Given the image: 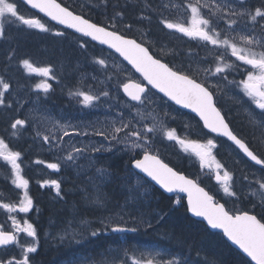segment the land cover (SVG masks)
I'll return each mask as SVG.
<instances>
[{"label":"snow or ice","instance_id":"6c2138e0","mask_svg":"<svg viewBox=\"0 0 264 264\" xmlns=\"http://www.w3.org/2000/svg\"><path fill=\"white\" fill-rule=\"evenodd\" d=\"M25 2L32 9H37L52 21H56L57 24L64 25L68 29H74L83 37H91L93 41H98L100 44L113 49L136 72L140 73L151 89L162 93L167 101L174 102L175 105L184 109H190L203 122V128L207 129L208 133L216 134V137L226 138L248 160L262 166V170H264V24L260 23V21H264V0H261L260 7L255 8V10L244 7L246 0H204V2L196 0L195 3L186 4V9L191 12L186 21H161L167 29H174L191 39L198 40L205 47L211 46L208 48V54L213 58L215 66L210 65L207 68L198 66L196 69L192 68L191 61L185 68L183 64L170 66L161 58H157L154 51L150 50V48L155 47V42L146 39V32H142L141 41L138 42L136 39L128 38L120 30H111L116 28L117 18H123V12H114L108 18L107 24H102L94 23L90 19L84 18L83 15L75 14L74 11L58 3L57 0H25ZM102 2L106 4L107 0H102ZM141 16L143 17V13ZM5 22L8 24L19 22L44 32L52 31L40 19L26 18L21 15L15 0H0V35H3ZM124 27L126 30L131 29V25ZM54 34L56 36L65 35L63 31H55ZM146 44L149 46H145ZM79 47L86 48L87 42L82 41ZM189 54H191V50H189ZM160 55L163 56L164 53L161 52ZM208 58V56L202 58L201 62H208ZM95 62L102 66L106 65V60L102 58H96ZM22 64L29 72L38 73L45 78L35 87L47 93L51 88L47 79H55V76L52 75V68L50 66L37 68L28 59H24ZM201 73H203L202 78L200 77ZM229 75H240L242 78L229 80ZM220 80L225 82V87L237 89L243 97H246L260 110L258 114H251V125L254 129L260 130L259 138L254 135L251 143L230 127L226 116L222 114V109L217 107L216 96L221 93L222 89L220 83L214 81ZM120 87L130 98L123 105L121 111L110 119L105 118L99 127L88 124L84 125L85 129L91 127L92 134L103 137L109 145H123L125 149L133 150V156L140 157L132 160L134 169L145 173L147 177H150L167 192L186 193L189 212L194 216L203 217L211 228L222 229L228 240L238 245L255 264H264V176H260L254 181L258 185V189L253 192V195L258 193L259 203L244 210L227 208L225 204L219 203L213 195L205 191L197 181L189 179L180 171L174 170L160 158L158 152L154 154L152 151L157 134L162 132L169 141L178 143L184 152L194 153L200 161L201 168L214 169L216 172L215 179L222 186L223 192L229 197H237V192L233 190V173L225 169L213 154V150L218 148L216 139L210 136L201 143L181 138L176 129L164 126L163 119L168 116L167 112L161 116L157 108L149 110L145 105L146 99L149 105L155 103L148 97L150 91L148 87L143 83L132 82L123 83ZM9 88L10 85L0 79V104L3 103V97ZM70 95L78 99L84 107H95L100 96L109 97L110 94L105 91L97 96L91 92L77 91L70 93ZM132 102H137L139 106L134 108L135 114L130 113L126 120L124 109L133 108ZM112 107L109 105V110ZM41 119L46 118L42 117ZM24 124L25 120L17 119L11 124V127L16 130L18 126ZM57 132L63 134L57 135ZM15 134L14 131L13 135ZM72 134L87 135V132L80 133L79 126L60 124L56 121L49 134L44 135L40 131L36 133L37 137H43L44 143H48L52 147H59L60 150H63L62 142L65 137ZM88 147L89 145L83 148L71 146V151L62 159L68 164L75 163L77 157L81 156ZM112 150L111 147L105 149L103 145L92 147L93 152ZM20 157V152L12 151L9 144L4 139H0V159L11 165L12 171L15 173L13 183L16 187L25 190L18 210L20 213H28L33 207V200L28 193L29 182L20 174L21 167L18 163ZM37 163L43 164L44 161L38 160ZM60 167L59 163L47 164V168L52 170H59ZM221 170H223V175L220 174ZM97 172L102 177L107 175V170L103 168L97 169ZM253 175L255 176V173ZM243 179L248 181L250 185L253 183V181H249L248 175H244ZM47 184L54 186L59 195L61 186L58 181L45 180L41 186ZM133 191L136 192L135 196L131 194ZM149 197L150 193L143 188V184L138 180L134 188H129V195L124 204L118 205V211L101 218L99 221L101 227L94 229L90 235L95 237L102 230H110L113 233L136 232L140 225L151 228L152 223L149 219H145V213L139 207L136 214H133L132 211H125L130 202H139L141 207L143 204H150ZM105 202L106 198L102 195H97L94 200L95 204L102 207ZM0 206L10 212L15 210L10 204ZM257 208H259V212L256 211ZM161 212L162 210L154 213V216L157 217V224L164 219ZM125 216L128 217L127 220ZM129 222L137 225V227L128 228L126 225ZM12 223L14 231L6 232L0 229V245L18 244L22 259H0V264H31L29 254L36 253L37 246L35 243L28 246L19 244L18 235L25 233L27 237L35 241L38 235L37 229L27 219L21 225L13 216ZM81 223L90 226L86 221ZM77 235L80 234L69 233L66 229L60 237V242L63 243L65 239L79 242L76 240ZM164 255L171 258L165 260L163 259ZM129 261L131 264H189L186 258L178 259L172 253H162L151 249L143 250L136 247L131 249V254L129 249H123L120 264H129ZM99 264H117V261L115 259L108 261L105 258Z\"/></svg>","mask_w":264,"mask_h":264},{"label":"trees","instance_id":"16d2710c","mask_svg":"<svg viewBox=\"0 0 264 264\" xmlns=\"http://www.w3.org/2000/svg\"><path fill=\"white\" fill-rule=\"evenodd\" d=\"M58 1L75 13L83 15L85 18L96 23L107 24L108 18H110L114 12H123V18H117L119 26L113 30H120L127 37L130 36L140 42L141 39L134 35L132 31L120 28V26L121 24H130L135 27H147L150 30V35L153 37L154 42L158 44L166 43L168 49H171V47H174V50L187 51L189 49V45L186 48L181 47V43L184 42L183 39H172L168 29L161 23V19H167V17L163 16L160 13V9L155 7L158 0H107V4L103 3L102 0ZM15 2L18 5V10L21 15H26V18L35 17L44 20L41 16L28 9L19 0H15ZM80 4H83V7H79L78 5ZM260 5L261 0H246L244 7L255 9L256 7H260ZM142 13L143 17L141 16ZM168 20H170L169 17ZM44 21H47L46 23L52 31L44 32L36 28L26 27L18 22L14 24L5 22L3 35H0V79L10 86L12 85L13 88L16 86L26 88L27 85L36 81H33V76L26 74V69L22 64L24 59H28L37 68L50 66L53 70L52 75L55 76V79H49L47 81V83L51 85L48 97L50 100L57 102V105L63 107L66 111L71 107L74 101H79L73 98L70 93H73L79 88L84 89L85 84L82 83H84L87 78L83 76L91 71V61L96 57H106V55L111 54V52L103 49L96 43H92L84 37H80L72 31H67L59 26L51 25L52 23H49L48 20ZM260 23L264 24V21H260ZM55 31H63L65 35L56 36L54 34ZM82 41L87 42V47L84 49L79 47ZM146 46L149 45L146 44ZM150 50L154 51L157 58H161L163 62L169 63L170 66L173 65V61L171 60H177L175 58L173 59L172 55L170 56L166 53L161 56L160 53L163 51L158 48L157 50H155V48H150ZM196 54L199 55V52L196 51ZM101 74L103 77L106 76L109 81L111 79V85H113L117 91H121L120 85L130 80L122 75L116 74L109 66H107V69L101 71ZM131 74L137 78L133 72H131ZM241 78L240 75L228 76L229 80H239ZM87 80L88 82L90 81V79ZM98 85H96V88H100L99 90L104 89L101 85ZM221 99L220 96H216L217 106L222 109L223 105ZM171 107L174 106L171 105ZM222 112L223 115L226 116L230 127L238 135H249L248 133H244L241 129H238L223 109ZM184 113L187 114L186 112ZM196 121L199 123L197 119ZM249 127H245L247 129L246 132L249 131ZM256 131H258V129ZM10 132L11 129L7 119L5 116L3 119V115L0 114V139L7 140L11 150L21 151L25 162H31L30 160L34 157L32 154L34 151L33 149H29V152H27L26 142L28 143V141L18 137H10ZM159 156L177 171L183 172L187 176L194 178L203 188H206L213 194L216 200L222 201L227 208L233 210L249 209L247 201L243 198H240L241 200L237 204L228 205L227 202L216 197L213 188L216 183L213 180V176L209 173L203 172L204 174L191 175L187 172L186 166L178 165L170 159H164L160 154ZM136 157L138 156L126 153L112 155L109 163L105 166L108 169L107 175H105L102 180L95 179L93 176V185L97 186V191L106 198L103 207L94 203L96 195L93 193H90L88 197H84L83 194L80 193L74 194L73 196L75 198L71 200L70 197H72V195L65 192L66 186L61 188L59 195L57 194V196L54 197L52 192L48 191V185L41 186L42 182L45 180L43 176H41V180H39V176L34 175L32 171L34 168L32 166L30 167L29 165V167L26 168L23 173L29 182L28 192L29 195L34 198L33 207L30 211V219H32L34 227L39 231L40 235L44 233L46 218L55 221L60 219L59 216L65 212L67 216L73 214L74 216L76 215V217L87 215L91 218H98L102 213L111 214L113 211H118V205L123 204L124 198L129 195V188H134L138 180L143 184V188L150 193V204H143L141 207L139 202H130L125 211H132L133 214H136L139 207V209L145 213V219H149L152 223L151 228L140 225L136 232L118 234L112 233L110 230L107 231L108 233H106V231H101L95 237L87 235V237L79 240L76 244L70 241V243L66 245H57L55 248L45 244V250H43L44 242L41 241V250L29 254L31 264H77L78 257H84L86 261L95 264H99V262L105 258L108 261L115 259L117 264H120V257L123 256V249H129L131 254V249L133 247L147 250L150 248H161L162 246L168 249L172 254H176L178 259L182 260L186 258L189 264H252L247 257L242 255L233 246H230L221 233L213 232L201 221L194 220L189 213H187L186 202L183 196L166 195L161 190H158L148 179L143 178L138 172L133 170L130 164ZM3 176L6 179L0 180L3 182V185L0 186V190L5 192V195H0L2 205L9 203L15 205V201L19 199V195L11 191L13 185L10 183V175L6 174ZM7 189L15 194V198L9 197L7 193L9 191H5ZM131 194L135 196L136 192L133 191ZM41 197L47 201L53 197L55 200L56 197H59L58 204H60L61 207L54 206L53 210H51L49 206L46 208L44 204L41 203ZM161 210V215L164 216V219L157 224V217L154 216V213ZM9 219L10 214H7V209L0 206V224L3 226L4 230H8V227H11V220ZM125 219L127 220L128 217L125 216ZM60 226H62V224H60ZM126 226L128 228L137 227V225L131 222ZM21 243L26 244L23 239L19 240V244ZM18 247L4 252L0 251V259H20L21 250ZM129 264H131L130 261Z\"/></svg>","mask_w":264,"mask_h":264},{"label":"rangeland","instance_id":"374dc122","mask_svg":"<svg viewBox=\"0 0 264 264\" xmlns=\"http://www.w3.org/2000/svg\"><path fill=\"white\" fill-rule=\"evenodd\" d=\"M189 2L195 3L196 0H158L157 5L155 7L160 9V13L163 16L167 17V19L164 18L165 20H168L169 17L170 19L169 21L182 22V21H186V19L191 15L190 10L186 9V4ZM201 2H204V0H201ZM78 6L83 7V4H80ZM41 22L44 23V20H41ZM44 24L46 25V27L49 28V25L46 24V22ZM117 26H119L118 21L116 23V27ZM124 26H125L124 24H121L120 28L125 29ZM134 28H136L137 30H135ZM38 30L41 31L40 29ZM130 31H132L133 34L136 35L139 39L142 38L141 35L142 32H146L147 33L146 39L154 42L153 37L150 35V30L147 27L131 26ZM168 31L172 39L181 38L184 40V42L181 43V47L186 48L189 45L188 48L191 50V54H189V49L187 51L174 50L173 49L174 47L168 49L166 43L158 44L157 42H155V47H154L155 50H157L158 48L159 50L163 51L164 54L166 53L170 56L173 54L172 58L177 59V60H171L173 61V64L179 66L183 63L184 67L187 68L189 62L191 61L193 69H196L198 66L200 68H207L210 65L212 67L215 66V62L213 58L208 54V48L211 46L205 47L203 46L202 42L191 39L185 36L183 33H180L174 29H168ZM196 51L199 52V55L196 54ZM206 56L209 57L208 62H201L202 58ZM96 58L105 59L106 65L102 66L96 63L95 59L91 61L90 63V65H92L90 71L91 73L90 72L86 73V75L83 76L84 78L90 77L89 78L90 82L88 83L86 79V81L84 82L85 84L84 89L79 88L74 91V92L77 91L91 92V94L97 96H100V94L105 91L109 92L110 94L109 97L100 96V100L96 102L95 107H91V106L84 107L79 103V101H74L71 107L65 111L63 107H59L57 105V102L49 99L48 96L50 94V90L46 93L42 89H37L35 87L36 84L41 83L45 78L38 73L29 72L24 66L23 67L26 69V74H28L29 76H33L34 77L33 81L36 82L30 83L29 85L26 86V88H20L17 86L13 88V86L11 85L9 90L6 91L5 96L3 97V103L0 104V114L3 115V119L5 116L11 129L10 137L13 138L18 137V138H22L23 140H27L28 141V143L26 142L27 152H29V149H33L34 151V153H32L34 157L33 159L30 160L31 162L29 163L24 161L22 156L23 153L20 151L21 157L20 160L18 161L21 167L20 174L27 180L23 172L26 170L27 167H29V165L30 167L32 166L34 168L32 171L34 175L39 176V180H41V176H43L45 180L58 181L60 183L61 188H64L66 186L65 192L72 195L73 198L70 197L71 200H74L75 197L73 195L78 193L83 194L84 197H88L90 193H93L96 196L100 195V193L97 191L98 187L94 186L93 185L94 183L92 181V178L94 177L95 179L97 178L99 180H102L104 177V176L103 177L100 176V174L97 172V169L100 168L106 169L108 173V169L105 166L109 163L112 155L122 154V153L133 155V150L125 149L123 145H109V143L105 141L103 137L93 135L91 127L87 129H85L84 127V125H88V124H94L96 125V127H99L100 124L104 122L105 118L110 119L111 117L115 116L116 113L121 111L123 105L126 102H128V100L122 95L121 91H117L116 88L113 85H111V79L109 81L106 76L105 77L102 76L101 71L107 69V66H109L110 69L113 70L118 75H122L130 80L132 79L136 81H141L137 75H136L137 78L134 77L131 74V72H133L131 68H129L125 63H123V61L113 53L106 55V57H96ZM97 71L99 72V74L97 73ZM200 77L201 78L203 77V73L200 74ZM48 80L49 79H47V81ZM214 82L220 83L221 85L222 91L218 96L222 98L221 99L223 105L222 109L224 110V112H226V115L231 118L233 124L238 129H241L244 133H248L249 135L254 134L257 138H259L260 131L259 129L258 131H256L257 129L253 128V126L250 123V120H251V114L252 113L258 114L260 110L257 109L255 105L252 104L251 101H249L246 97H243L242 93H239L237 89L234 88L229 89L225 87V82L223 80L214 81ZM94 84L95 86L99 84L104 89L103 90H99L98 88L95 89ZM211 90L215 91L214 89ZM148 97L155 102L154 104L149 105L148 100L147 99L145 100V105L149 108V110H151L152 108H157L161 116H163L164 112H167L168 116L163 119L164 126L166 128L176 129L178 136H180L181 138L195 140L201 143L205 142L208 138H210L211 135L202 129L201 124L197 123L196 118L193 115L190 116L189 114H185L183 111H178V109L171 107L172 104L169 101H167V99L156 93L155 91L150 90L148 92ZM165 101H167V103H165ZM132 104H133V108L124 109V118L126 120L129 118L130 113L132 115L135 114L134 108L139 106L137 103H132ZM109 105L113 106L111 110H109ZM42 117L46 119L42 120L41 119ZM257 118H259L258 115ZM17 119L25 120V124L23 126H18V128L14 130L12 129L11 124ZM56 121H58L60 124L79 126L80 133L87 132V135L72 134L68 137H65V139L62 142L63 150H60L59 147H52L50 144L44 143L42 136L37 137L36 133L37 131H40L44 135L49 134V132L53 130V125L54 122ZM247 126L248 127L250 126L248 132H246L247 129L245 128ZM14 131L16 133L15 135H13ZM62 134H63L62 132H57V135H62ZM211 137L215 138L218 144V148L213 150V154L215 155L216 160L219 161L224 166L225 169L233 173L234 176L233 190L237 192V197H229L223 192L222 186L215 179L216 172L214 169L210 170L207 167L201 168L200 161L198 157L195 156L194 153H191L190 151L184 152L178 143H176L175 141H169L166 137L163 136L162 132L157 134L152 151L154 154L158 152V154L162 155L164 159L167 160L170 159L175 163H177L178 165L186 166L187 172H189L191 175H200L203 172L212 175L213 180L216 183L215 186H213L215 196L227 202L228 205L237 204L240 202L241 200L240 198H243L247 201L249 209L252 208L253 204L259 203L258 193L256 195H253V192L258 189V185L254 183V181L256 178L260 176H264L263 175L264 170H261V168L254 166L251 163H248V161L241 155V153L237 152L234 149V147L228 142L213 136ZM5 142L8 143L7 140H5ZM53 143H57V142H53ZM86 145H89V147L81 156L77 157L75 163L68 164L65 163V161L62 159L64 156L67 155L69 151H71V146L77 148H83ZM100 145H103L105 149L111 147L113 150L101 151V152L92 151V147H99ZM38 160H42L44 161V163L43 164L37 163ZM48 163H59L61 165L60 169H63L62 167H64L65 169L74 170L76 174L72 175L71 177L72 183L70 184L66 183L67 182L66 178L65 179L64 178L55 179L54 177L52 178L51 177L52 175H50L51 172H49V169L47 168ZM253 173H256L255 176L253 175ZM6 174L10 175V183H12L13 185L11 191L18 193L19 195V199L15 201V205L9 203L14 207L15 210L10 212L7 209V214L8 213L10 214V220H12V217L14 216L16 220L19 221L20 224L22 225L23 221L26 219V213H20L18 209L20 205V200L23 197L25 190L23 188L16 187V185L13 183L15 179V173L12 171L11 165L8 164L6 161L0 159V180L6 179L3 176ZM220 174L223 175V170H221ZM244 175H248L249 181H253L251 185L249 184L248 181H245L243 179ZM2 185L3 182L0 181V186ZM47 185H48V191L49 192L51 191L54 197L57 196L56 188L51 184H47ZM5 191H9L7 192L9 194V197L15 198L14 197L15 194L11 193L9 189ZM28 191H29V184H28ZM0 195H5V192L0 190ZM54 197L48 201L42 199L41 197L42 199L41 203H43L46 208L47 206H49L51 207V210H53L54 206H60V204H58L59 197H56V200L54 199ZM31 198L34 201V198L32 196ZM125 199L126 198H124V201ZM256 211L259 212L260 211L259 208H257ZM115 212L117 211H113V213ZM65 214L62 213L61 217H59L60 220L57 219L55 221H51L50 218H46L45 220L46 227L44 229V233L40 235L39 231H37L38 235L35 241H33L32 238L27 237L25 233H21L18 235L19 240L23 239L26 242L24 246H28L31 243H35L36 246L39 244L40 250L42 245L41 241L44 242L43 250H45L46 248L44 247L45 244L51 245L52 247L55 248L60 243V237L61 235H63L66 229L68 230L69 233L80 232L86 235H90V233L94 229L101 227L99 223L100 221L99 219L111 215V214L102 213L98 218H91L88 216H84V217L82 216L76 217L73 215L67 216V214L66 215ZM82 221L88 222L90 226L81 223ZM60 224H62V226H60ZM18 248L20 249V247ZM150 249L160 251L162 253H171L168 249L164 248L163 246L157 249L155 248H150ZM170 258L171 257L168 255L163 256V259L165 260ZM20 259H22V255ZM77 264H95V263L86 261V258L84 257H80V258L78 257Z\"/></svg>","mask_w":264,"mask_h":264},{"label":"water","instance_id":"95a60500","mask_svg":"<svg viewBox=\"0 0 264 264\" xmlns=\"http://www.w3.org/2000/svg\"><path fill=\"white\" fill-rule=\"evenodd\" d=\"M20 1L23 2V3L26 5V7H27L28 9H31L32 11H35V12L38 13L40 16H42L43 18L49 20V21H50L51 23H53L54 25H56V26H60V27L66 29V30H68V31H72L73 33H75V34H77V35L83 37L81 33H77V32H75L74 29H68V28H66L64 25H59V24H57L56 21H52L49 17L45 16L43 13H40L37 9H32L30 5L26 4L25 0H20ZM57 2L60 3L58 0H57ZM63 6H64V5H63ZM69 9H70V8H69ZM70 10H71V9H70ZM75 14H77V13H75ZM77 15H79V14H77ZM84 18H85V17H84ZM86 19H88V18H86ZM93 22H94V21H93ZM94 23H96V22H94ZM111 30H112V29H111ZM84 38L88 39L89 41H91V42H93V43L98 44L99 46L103 47L104 49L109 50L110 52H113L117 57H120L118 53H115V51H114L113 49H110L107 45L100 44L98 41H93V40L91 39V37H84ZM128 38H132V37H128ZM133 39H134V38H133ZM137 41H138V40H137ZM138 42H139V41H138ZM145 46H146V45H145ZM120 59H121L124 63H126V65H128V66L133 70V72L141 78V81H142V82H137V81H135V80H131V81H128V82H126V83H129V82H132V83H143L146 87L150 88V86L147 85V82L143 80V78H142V76L140 75V73L136 72V70H135L130 64H128L127 61H124L122 57H120ZM165 63H167V62H165ZM150 89H151V88H150ZM152 90L155 91L156 93H158L157 90H155V89H152ZM121 92H122V94H123V96H124L125 98H127L128 100H130V98H129L128 96H126V94L123 92V88H122V87H121ZM158 94H159L160 96L164 97L162 93H158ZM164 98L167 99L166 97H164ZM169 102H170L172 105H174L176 108L181 109V110H183V111H185V112H187V113H189V114L191 113L196 119L199 120V117L196 116L195 113H192L190 109H184V108H182L181 106L175 105L174 102H171V101H169ZM133 103H137V102H133ZM217 107H218V106H217ZM199 122L201 123L202 128H203V122L200 121V120H199ZM203 129H204V128H203ZM204 130H206V131L208 132L207 129H204ZM209 134H210V133H209ZM210 135H212V136H214V137L216 136V134H210ZM220 138H223V139H225V140L227 141V139L224 138V137H220ZM230 143H231V142H230ZM233 146H234V145H233ZM234 147H235V146H234ZM235 148H236V147H235ZM236 149H237V148H236ZM237 150H238V149H237ZM238 152H240V151L238 150ZM141 155H142V154H141ZM242 155H243V153H242ZM243 156H244V155H243ZM244 157H245V156H244ZM138 158H140V157H137V159H138ZM160 158H161V157H160ZM161 159H162V158H161ZM245 159H246L249 163H254V164H255V162L248 160L247 157H245ZM163 161H164V160H163ZM164 162H165V161H164ZM165 163H166V162H165ZM130 165H131V168L134 169V167H133V165H132V162H131ZM255 165H256V164H255ZM169 166H170V165H169ZM257 166L262 168V166H260V165H257ZM170 167H172V166H170ZM173 168H174V167H173ZM134 170H135L136 172H138L141 176H143L145 179H148V180H149V181H150V182H151V183H152V184H153L158 190H161V191L164 192L166 195H168V196H171V195H179V196H181V197L183 196L184 201L186 202V207H187V194H186V193L178 192V191L167 192L166 190H164L163 188H161L160 185L156 184L155 181L151 180L150 177H147L145 173L140 172V170H138V169H134ZM174 170H176V169L174 168ZM181 173H183V172H181ZM183 174L186 175L185 173H183ZM186 176H187V175H186ZM187 177H188L189 179L195 180L194 178H191V177H189V176H187ZM195 181H196V180H195ZM197 183H198V182H197ZM200 186H201V185H200ZM201 187H202V186H201ZM204 189H205V191H208L206 188H204ZM208 192H209V191H208ZM209 194L212 195L210 192H209ZM218 202H219V203H222L221 201H218ZM0 204H1V201H0ZM187 213H189V215H190L194 220L196 219V220H198V221H201L203 224H205L206 227L209 228V230H211V231H213V232H218V233L220 232V233L223 235L224 239L227 241V243H228L230 246H233V247H234L236 250H238L242 255H244L245 257H247V258L251 261L252 264H255V262L252 261L251 258L248 257L247 254L244 253L243 250L240 249V248L238 247V245H235L232 241L228 240V238L223 234V230H222V229H213V228H211L210 225L207 224V221L204 220L203 217H197V216H194V215H193L191 212H189L188 210H187ZM0 229H1V228H0ZM6 232H7V231H6ZM11 245H13V244H9V245H0V249H2V248H9V246H11Z\"/></svg>","mask_w":264,"mask_h":264},{"label":"flooded vegetation","instance_id":"af4514ba","mask_svg":"<svg viewBox=\"0 0 264 264\" xmlns=\"http://www.w3.org/2000/svg\"><path fill=\"white\" fill-rule=\"evenodd\" d=\"M240 136H242V137H245V138H247V140H248V142H252V140H253V136H254V134H250V135H240ZM223 140V139H222ZM223 141H225V140H223ZM226 142H228L229 144H231L229 141H226ZM235 149V148H234ZM236 150V149H235ZM237 151V150H236ZM252 165H255V164H253V163H251ZM63 169H59V170H50L49 169V172H51V174L50 175H52L51 177L53 178H66L67 179V182L66 183H68V184H70V183H72L71 181V177H72V175H75L76 173H75V171L74 170H72V169H65L64 167H62ZM260 168V167H259ZM261 170H262V168H261ZM69 176V177H68ZM65 183V182H64ZM79 183V182H78ZM30 211H31V209L29 210V212L28 213H26V219H28L30 222H32L33 223V221H32V219H30ZM34 225V224H33ZM3 227V226H2ZM2 229H4V228H2ZM8 229L9 230H13L14 231V229H13V223H12V220H11V227H8ZM79 234L80 235H77L76 236V240H81V239H83V238H85V237H87V235L86 234H84V233H80L79 232ZM18 242H19V237H18ZM74 244H76L77 242L76 241H72ZM68 243H70V241L69 240H67V239H65V241L63 242V243H59L58 244V246L59 245H66V244H68ZM17 248L18 247V244H15V245H13V246H11V247H9V249H12V248ZM9 249H0V251L1 252H4V251H8ZM38 250H40V245L38 244L37 245V251Z\"/></svg>","mask_w":264,"mask_h":264},{"label":"bare ground","instance_id":"6f19581e","mask_svg":"<svg viewBox=\"0 0 264 264\" xmlns=\"http://www.w3.org/2000/svg\"><path fill=\"white\" fill-rule=\"evenodd\" d=\"M88 3V2H87ZM89 4V3H88ZM107 4V3H106ZM98 8H99V6H98ZM96 12V11H95ZM106 13V12H105ZM80 15V14H79ZM109 16V15H108ZM106 18V17H105ZM163 20H164V18H162ZM162 19H161V21H162ZM47 22V21H46ZM44 23H45V21H44ZM50 23V22H49ZM47 24V23H46ZM51 25H53V24H51ZM135 30H137L136 28H134ZM65 30V29H64ZM134 30V31H135ZM70 33V32H69ZM130 37V36H129ZM135 39V38H134ZM173 55V54H172ZM182 57V56H181ZM96 59V58H95ZM186 59V58H185ZM183 64V63H182ZM92 66V65H91ZM94 66V65H93ZM95 67V66H94ZM83 69H84V67H83ZM93 69V68H92ZM90 70H91V68H90ZM96 70V69H95ZM77 71V70H76ZM93 71V70H92ZM90 72V71H89ZM91 73V72H90ZM97 73L99 74V72L97 71ZM96 74V73H95ZM97 74V75H98ZM89 77V76H88ZM90 78V77H89ZM89 78H87V79H89ZM93 79V78H92ZM86 80V79H85ZM87 82H88V80H87ZM90 82V81H89ZM88 82V83H89ZM97 82V81H96ZM56 84V83H55ZM84 84V83H83ZM93 84V83H92ZM91 85V84H90ZM98 85V84H97ZM16 86V85H15ZM74 86V85H73ZM94 86H95V84H94ZM93 87V86H92ZM98 87V86H97ZM70 88V87H69ZM88 88H90V87H88ZM92 89V88H91ZM95 89H97L96 88V86H95ZM100 89V88H99ZM73 91V90H72ZM99 92V91H98ZM226 92V91H225ZM69 93V92H68ZM67 93V94H68ZM50 108V107H49ZM90 118V117H89ZM90 162V161H89ZM256 174V173H255ZM87 175V174H86ZM264 175V174H263ZM82 176V175H81ZM88 176V175H87ZM69 177V176H68ZM85 179V178H84ZM76 180V179H75ZM79 181V180H78ZM76 182V181H75ZM88 182V181H87ZM78 183V182H77ZM76 183V184H77ZM76 184H74V185H76ZM81 184V183H80ZM82 186V185H81ZM76 188V187H75ZM79 189V188H78ZM81 189V188H80ZM76 192V191H75ZM73 193V192H72ZM69 194V193H68ZM77 196V195H76ZM158 197V196H157ZM73 198V197H72ZM78 198V197H77ZM83 200V199H82ZM83 202H84V200H83ZM87 202V201H86ZM82 203V202H81ZM84 204H86V203H84ZM83 204V205H84ZM71 205V204H70ZM74 207V206H73ZM66 213V212H65ZM64 213V214H65ZM96 213V212H95ZM73 215V214H72ZM96 215V214H95ZM74 216V215H73ZM76 216V215H75ZM87 216V215H86ZM59 217H61V216H59ZM66 217V216H65ZM78 217V216H77ZM84 217V216H83ZM93 217H96V216H93ZM64 218V217H63ZM60 220V219H59ZM100 220V219H99ZM60 222V221H59ZM58 227V226H57ZM53 229V228H52ZM147 233V232H146ZM158 234H161V233H158ZM143 238V237H142ZM141 238V239H142ZM164 238V237H163ZM146 239V238H145ZM171 239V238H170ZM100 240V239H99ZM122 241V240H121ZM92 242V241H91ZM104 242V241H103ZM119 242V241H118ZM105 243V242H104ZM134 243V242H133ZM160 244V243H159ZM137 245V244H136ZM95 248V247H94ZM143 250H145V249H143ZM120 252V251H119ZM96 253V252H95ZM118 253V252H117ZM119 254V253H118ZM122 254V253H121ZM106 257V256H105ZM198 257V256H197Z\"/></svg>","mask_w":264,"mask_h":264}]
</instances>
